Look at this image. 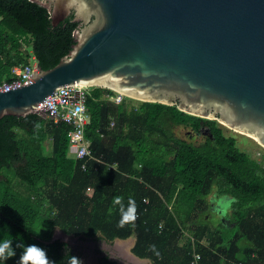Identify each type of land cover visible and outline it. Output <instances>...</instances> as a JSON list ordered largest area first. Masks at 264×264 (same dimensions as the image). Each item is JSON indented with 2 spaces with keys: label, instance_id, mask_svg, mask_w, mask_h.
Here are the masks:
<instances>
[{
  "label": "trees",
  "instance_id": "obj_1",
  "mask_svg": "<svg viewBox=\"0 0 264 264\" xmlns=\"http://www.w3.org/2000/svg\"><path fill=\"white\" fill-rule=\"evenodd\" d=\"M72 18L52 25L35 2L0 0V83L31 57L43 69L54 66L73 44ZM113 93L88 87L90 155L83 159L69 150L70 126L62 121L37 112L0 118V242L12 239L16 251L0 264H19L29 244L54 264L71 256L84 264L77 246L52 239L56 230L110 243L134 236L133 254L150 264H192L194 255L197 264H264V164L240 151L215 120L175 105L114 103ZM201 126L211 136L184 135ZM216 194L228 197L231 214L210 225ZM117 196L125 210L129 199L136 205V220L124 227ZM99 263L118 264L108 256Z\"/></svg>",
  "mask_w": 264,
  "mask_h": 264
},
{
  "label": "water",
  "instance_id": "obj_2",
  "mask_svg": "<svg viewBox=\"0 0 264 264\" xmlns=\"http://www.w3.org/2000/svg\"><path fill=\"white\" fill-rule=\"evenodd\" d=\"M30 1L52 25L72 13L73 44L50 68L35 62L23 84L0 86V118L79 84L175 105L264 147V0Z\"/></svg>",
  "mask_w": 264,
  "mask_h": 264
},
{
  "label": "built area",
  "instance_id": "obj_3",
  "mask_svg": "<svg viewBox=\"0 0 264 264\" xmlns=\"http://www.w3.org/2000/svg\"><path fill=\"white\" fill-rule=\"evenodd\" d=\"M34 67V58L23 65H14L10 69L9 80H3L0 86L14 82L18 85L23 84ZM113 92L109 99L114 103H120L126 97L120 92ZM87 93L88 87L79 84L60 86L36 107L37 113L48 116L55 122L62 121L70 126L68 132L69 150L77 159H83L90 155L89 141L84 136L85 126L89 122V115L84 106ZM194 256L196 261L199 256ZM195 261L192 264H197Z\"/></svg>",
  "mask_w": 264,
  "mask_h": 264
},
{
  "label": "rangeland",
  "instance_id": "obj_4",
  "mask_svg": "<svg viewBox=\"0 0 264 264\" xmlns=\"http://www.w3.org/2000/svg\"><path fill=\"white\" fill-rule=\"evenodd\" d=\"M32 61V60H31ZM124 99H126V97L124 98ZM141 101L140 100H137V99H131V101H130V103L131 104H134V105H137V104H139ZM217 122V121H216ZM217 126L218 127H220L221 128V130H222V132L225 134V135H227V136H232V137H234L235 138V141H236V143H235V145H236V147L240 150V151H244V152H246L252 159H254V160H256L257 162H261V164H264V147L263 146H261L260 144H258L252 137H250V136H248V135H246V134H243V133H239V132H236V131H233V130H231L230 128H228V127H225V126H223L222 124H220V123H218L217 122ZM197 139V138H196ZM225 211L226 212H229V214H227V215H229V217H230V211H231V207L230 206H228L227 205V207H225ZM225 212V213H226ZM210 215H209V217H208V221H209V223H210V225H218V223L219 222H221L222 223V220H221V218H222V216H220V214H219V212H215L214 210H212V211H210V213H209ZM233 229V226L231 225V227H230V229L229 230H232ZM228 230V232H227V235H230L231 234V232ZM55 233L59 236V237H61V238H63L64 236L60 233V231L59 230H56L55 231ZM54 233V234H55ZM72 242H74V246H77L78 248L79 247H82V246H80L78 243V241H76V239L75 238H69ZM92 239H90L89 240V242H92L91 241ZM88 241V240H87ZM123 242H121V243H119V244H121V246H123V247H121V249H122V251L124 252V255H125V258H128V259H125L124 258V260H119V263L120 262H122V261H126V262H128L129 260H130V258H131V256H130V253L128 252V251H130V252H132V247L130 246V243L128 242V243H123ZM239 243L241 244V245H247V241L245 240V239H241L240 241H239ZM79 246H78V245ZM101 246H102V244H101V242L100 241H98L97 240V242L94 244V247H93V250H91V252H93V253H96L97 255H98V253H100L101 254V252L100 251H102L101 250ZM97 247H99L100 248V250L97 248ZM102 248L103 249H106V245H105V248L102 246ZM133 253V252H132ZM120 255L122 254V253H119ZM94 259V260H93ZM95 259H96V256L94 257V256H92L91 257V259H90V261H89V264H96V261H95ZM85 260V259H84Z\"/></svg>",
  "mask_w": 264,
  "mask_h": 264
},
{
  "label": "clouds",
  "instance_id": "obj_5",
  "mask_svg": "<svg viewBox=\"0 0 264 264\" xmlns=\"http://www.w3.org/2000/svg\"><path fill=\"white\" fill-rule=\"evenodd\" d=\"M113 203L120 205L121 219L118 222L119 227H124L126 224L136 220V205L134 200L129 199L126 210L122 204V197H115ZM15 255L16 251L13 247L12 239H5L0 242V260L6 261ZM19 264H54V262L49 259L47 251L44 248L36 244H29L24 245L23 252L19 257ZM68 264H83V262L79 257L71 256Z\"/></svg>",
  "mask_w": 264,
  "mask_h": 264
},
{
  "label": "crops",
  "instance_id": "obj_6",
  "mask_svg": "<svg viewBox=\"0 0 264 264\" xmlns=\"http://www.w3.org/2000/svg\"><path fill=\"white\" fill-rule=\"evenodd\" d=\"M76 241H84L83 244H86L87 247L90 249V251L93 250L94 244L97 242V240H91L92 242H89V240L87 241V240H78V239H76ZM100 242H101V244H102V246L104 248H105V245H106V249H103L102 246H101V250L104 252L103 253L104 254L103 257L104 256H108V258H110L111 260H115L118 264H150V260L149 259H147V258H139V257L134 255L130 251H128L130 253V256H131L130 260L128 262L122 261V262L119 263V260H124V258H125L124 252L120 255L118 250H117V248L123 247L119 243H121V242L128 243L129 242L130 246L133 247V245L135 243V237L134 236H130V238H126V239H118V240L113 241L112 243L105 242V241H100ZM97 248L100 250L99 247H97ZM96 258L99 260L100 257H98L96 255Z\"/></svg>",
  "mask_w": 264,
  "mask_h": 264
},
{
  "label": "flooded vegetation",
  "instance_id": "obj_7",
  "mask_svg": "<svg viewBox=\"0 0 264 264\" xmlns=\"http://www.w3.org/2000/svg\"><path fill=\"white\" fill-rule=\"evenodd\" d=\"M69 16V15H68ZM200 130L201 131H199V132H194V131H191V130H189V131H187L186 133H184V135H187V136H189V139H196V138H198V139H200V138H202L203 136H211L210 134H209V130H208V127H203V126H201V128H200ZM228 197L226 196V195H217L216 194V196H215V199L213 200V202L211 203V205H212V209H214L215 210V212H219V214H220V216L221 215H224V213L226 212L225 211V207H227V205H228ZM221 220H225L226 222L228 221V220H226L225 218H224V216L221 218ZM80 246H82V247H79V249H80V251L82 252V254H83V256H84V264H89V261H90V259H91V257L92 256H96L97 254L96 253H93V252H91L90 251V249L87 247V245L86 244H83V243H78ZM77 244V245H78ZM74 245V244H73ZM117 250H118V252L119 253H123V251L121 250V248H117ZM101 252V254L100 253H98V257H100L99 258V261H100V259L103 257V251H100ZM110 256V255H109ZM112 256V255H111ZM97 259V258H96ZM125 259H128V258H125Z\"/></svg>",
  "mask_w": 264,
  "mask_h": 264
}]
</instances>
